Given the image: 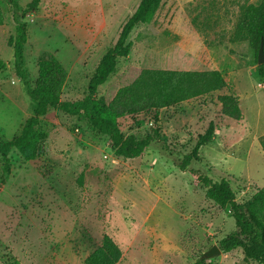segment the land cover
I'll return each instance as SVG.
<instances>
[{
	"label": "rangeland",
	"instance_id": "1",
	"mask_svg": "<svg viewBox=\"0 0 264 264\" xmlns=\"http://www.w3.org/2000/svg\"><path fill=\"white\" fill-rule=\"evenodd\" d=\"M31 0H19L22 9ZM261 0H163L152 22L131 34L132 50L97 98L110 104L145 68L219 69L228 86L159 111L168 143L140 157L115 152L108 136L83 116L52 108L41 118L47 134L41 154H10L11 172L0 183V264H86L106 236L121 249L116 264H261L241 248L206 257L236 230L229 208L206 196L198 173L228 178L239 202L264 187V78L255 51L237 35L243 6ZM140 0H42L26 16L25 69L31 86L44 54L67 71L62 98L88 93L102 56L115 45ZM0 58L10 62L16 33L10 5L0 0ZM236 95L242 116L223 110L222 95ZM34 103L11 68L0 73V141L18 135ZM125 135L152 132L153 113L118 118ZM213 121L215 137L184 170L179 166L198 134ZM3 162L0 155V178ZM202 259L205 261L202 263Z\"/></svg>",
	"mask_w": 264,
	"mask_h": 264
},
{
	"label": "trees",
	"instance_id": "2",
	"mask_svg": "<svg viewBox=\"0 0 264 264\" xmlns=\"http://www.w3.org/2000/svg\"><path fill=\"white\" fill-rule=\"evenodd\" d=\"M10 5L16 33L8 40L13 49L10 62L0 58V73L11 68L24 83V90L34 103L33 114L28 117L20 133L9 140L0 141V155L3 162V174L0 183H5L11 172L12 151H18L26 160L36 159L42 152L47 134L39 129L41 118L50 109L58 108L65 113L85 117L91 128L109 137L115 152L125 158L142 156L156 142L168 143L161 135L158 126L159 111L203 96L228 86L225 76L219 69L176 70L163 68H145L128 86L121 88L110 104L97 98L98 89L116 70L119 60L127 58L132 50L130 40L133 31L141 24L152 22L163 0H140L135 12L125 22L120 35L112 47L102 56L90 79L88 93L79 99L62 98V90L67 79V71L61 62L51 54L42 55L39 62V76L35 86H31L25 69V45L28 41V23L26 16L37 10L42 0H31L22 9L19 0H5ZM5 15L0 4V25ZM237 35L247 40L258 52L264 40V0L243 6L237 27ZM258 72L264 78V63L258 64ZM223 110L236 118L242 116L239 97L222 95L219 97ZM141 112L153 113L152 132L143 137L134 134L125 135L118 118L125 114ZM215 123L196 137L191 151L186 153L179 166L186 170L199 158V151L215 137ZM198 179L206 189V196L222 208H229L235 219L236 230L219 242V248L229 252L241 248L246 258L264 264V187L251 200L239 202L228 178L213 180L209 175L198 173ZM122 255L121 249L108 236L103 244L87 259L86 264H116ZM202 263L205 261L201 260ZM9 264H19L12 261Z\"/></svg>",
	"mask_w": 264,
	"mask_h": 264
},
{
	"label": "water",
	"instance_id": "3",
	"mask_svg": "<svg viewBox=\"0 0 264 264\" xmlns=\"http://www.w3.org/2000/svg\"><path fill=\"white\" fill-rule=\"evenodd\" d=\"M264 63V40H262L258 52V64ZM222 250L219 248V246L214 245L210 250L204 253L206 257H212L214 255L220 254Z\"/></svg>",
	"mask_w": 264,
	"mask_h": 264
}]
</instances>
